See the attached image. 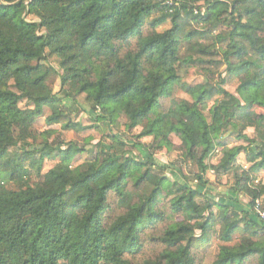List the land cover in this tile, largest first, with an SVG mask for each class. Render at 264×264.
Returning a JSON list of instances; mask_svg holds the SVG:
<instances>
[{"label": "trees", "instance_id": "1", "mask_svg": "<svg viewBox=\"0 0 264 264\" xmlns=\"http://www.w3.org/2000/svg\"><path fill=\"white\" fill-rule=\"evenodd\" d=\"M209 35L216 45L202 41ZM134 38L136 48L123 52ZM192 67L202 82L182 81ZM175 86L192 100L161 110ZM255 105L264 108V0H0V264H133L128 256L142 250L145 231L165 219V197L181 219L157 237L165 249L143 264H196L194 250L217 227L223 243L213 264H264V222L254 212L264 195L255 178L264 167V113ZM85 106L97 111L96 123L115 124L124 113L129 130L141 126L138 138H153L147 159L127 155L128 139L115 127L111 142L76 166L85 148L45 134L37 142L31 129L46 107L49 123L77 129L72 116ZM173 134L192 168L177 169L174 180L154 159L174 146ZM228 135L246 144L228 146ZM217 144L212 169L233 176L235 192L220 200L207 177ZM243 152L251 166L239 174ZM112 193L126 210L107 222Z\"/></svg>", "mask_w": 264, "mask_h": 264}, {"label": "rangeland", "instance_id": "2", "mask_svg": "<svg viewBox=\"0 0 264 264\" xmlns=\"http://www.w3.org/2000/svg\"><path fill=\"white\" fill-rule=\"evenodd\" d=\"M27 19L37 20V18L31 15H28ZM169 27H171L170 20L160 26L158 30L164 31ZM197 27H202V25ZM151 30L152 28L148 24H146L144 27V34L147 35L151 32ZM219 31H214V34H217ZM202 41L211 45L217 44L213 39V35L205 37L204 39H202ZM136 45L137 39L134 38L130 41L129 44H126L124 46L123 52L126 53V51L128 50L135 49ZM222 71H225V67L222 68ZM181 76L183 82H188L191 84L200 83L204 79L202 73L197 68L193 67L186 72L182 71ZM49 83L53 88H55V90H58L60 85L59 77L53 76L50 79ZM226 87L231 92H236L235 87L228 85H226ZM180 99L192 100L191 97L184 90H182L181 87L175 86L169 95L161 99L160 109L167 110L175 100ZM67 104L70 105L71 103ZM20 105L23 108L27 107L26 102H22ZM253 108L257 113H264V108L258 105L253 106ZM96 112L97 111H92L85 106L84 110H80L78 114H74L72 116L73 121L79 123L80 126H78L77 129H64L60 123H49L47 121V117L52 114V110L49 107H46L44 115L34 121L31 130L33 134L37 136V142L42 141L43 134H45L49 138L50 142L62 143L64 148H67L69 144L76 145L79 148H85L84 151L78 153L75 156V159L73 160V164L75 166L92 157V154L96 151V144H98L99 142H105V144H109L111 142L109 132L113 127L116 128L118 135L125 134V136L127 137L129 142V145L127 147L129 149V153L127 155H133L143 160L147 159L148 154L144 145L151 144L153 138H138V134L142 130L141 126L129 130L127 128L128 118L124 113L120 114L118 121L115 124L103 125V123H96L94 120ZM206 113L208 114V112ZM246 133L250 137H254L255 135L253 128L247 129ZM224 138L228 142V146L246 144L244 140L238 139L233 136L228 135ZM171 140L174 146L170 150L165 148L163 150L157 151L154 155V159L159 164L165 165V167L167 168L166 175L174 180V178L179 177L177 169H182L186 173H190L192 172V168L191 166L183 163L180 138L177 135L173 134L171 135ZM221 153L222 147L217 144L216 149L207 159V163L210 167L207 173V177L210 180L208 188L213 192L212 196H214L217 200H220L224 196L235 194L234 191H230L234 183L233 176L230 178L226 175H220L217 177V175L214 173V170L212 169V166L216 165L219 162ZM58 161L59 158L46 160L43 165V173L56 165ZM237 166L239 169V174L242 173V170L248 169L251 166V163L247 161V152H243L239 155L237 159ZM255 178L256 182L264 181V167L256 171ZM192 185L196 186V183H192ZM130 188L132 189V186H130ZM237 197L242 202L246 203L248 201V197H246L245 195H238ZM170 198L171 197H165L163 202L159 205V209L165 212V219L147 229L143 234L142 250L138 254L128 256L133 264H143L146 259L156 258L165 249L164 244L160 242L157 237L162 235L165 228L171 222H173L175 219H181L179 215H174L172 213L169 203ZM261 198H264V195ZM125 210L126 209L120 204L118 196L112 193L110 196V208L107 213V222H111ZM214 210H217V208H214ZM254 212L256 211L254 210ZM219 229L220 227H217L216 233L211 234L209 242L205 247L194 250L196 264H213L214 260L217 258V255L220 251V246L223 243L219 237ZM197 233H199V231ZM237 240L238 238H236V241ZM248 264H258L257 259L252 258Z\"/></svg>", "mask_w": 264, "mask_h": 264}, {"label": "built area", "instance_id": "3", "mask_svg": "<svg viewBox=\"0 0 264 264\" xmlns=\"http://www.w3.org/2000/svg\"><path fill=\"white\" fill-rule=\"evenodd\" d=\"M163 2L172 4V0H161ZM255 211L258 218L264 222V198H259L256 201Z\"/></svg>", "mask_w": 264, "mask_h": 264}]
</instances>
